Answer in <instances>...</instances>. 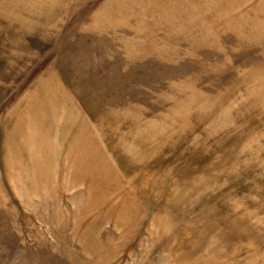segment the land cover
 <instances>
[{
  "label": "rangeland",
  "instance_id": "obj_1",
  "mask_svg": "<svg viewBox=\"0 0 264 264\" xmlns=\"http://www.w3.org/2000/svg\"><path fill=\"white\" fill-rule=\"evenodd\" d=\"M0 264H264V0H0Z\"/></svg>",
  "mask_w": 264,
  "mask_h": 264
}]
</instances>
